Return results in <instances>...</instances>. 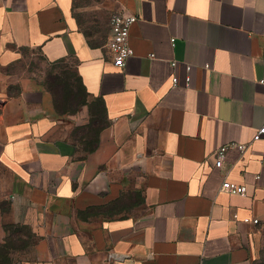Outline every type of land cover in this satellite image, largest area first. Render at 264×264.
<instances>
[{
    "label": "crops",
    "instance_id": "1",
    "mask_svg": "<svg viewBox=\"0 0 264 264\" xmlns=\"http://www.w3.org/2000/svg\"><path fill=\"white\" fill-rule=\"evenodd\" d=\"M263 48L264 0H0V201L43 262L257 264Z\"/></svg>",
    "mask_w": 264,
    "mask_h": 264
},
{
    "label": "rangeland",
    "instance_id": "2",
    "mask_svg": "<svg viewBox=\"0 0 264 264\" xmlns=\"http://www.w3.org/2000/svg\"><path fill=\"white\" fill-rule=\"evenodd\" d=\"M38 248V239L31 228L16 224L12 217L11 205L0 201V264H49L39 257ZM257 264H264V223Z\"/></svg>",
    "mask_w": 264,
    "mask_h": 264
},
{
    "label": "built area",
    "instance_id": "3",
    "mask_svg": "<svg viewBox=\"0 0 264 264\" xmlns=\"http://www.w3.org/2000/svg\"><path fill=\"white\" fill-rule=\"evenodd\" d=\"M138 18L134 14L126 12H117L114 13L111 17L112 25V34L109 41V48L113 54V65L116 68L122 69L126 66V63L130 57L133 56L134 52L130 46V35L131 28L137 22ZM174 43V40L172 41ZM262 60L264 62V48L262 53ZM172 66L175 67L176 63L173 62ZM190 69V68H188ZM189 78L187 82L189 83ZM174 84L178 83V79L173 80ZM261 83L264 86V75L261 79ZM256 140L264 139V124L259 128L256 137ZM229 147L225 146L217 150V162L216 165L218 168H223L225 163V155ZM241 151L246 150V146L240 147ZM262 174H264V155L262 158ZM221 191L231 194V195H240L244 196L246 194V188L235 183H231L228 180H225L222 184ZM246 223H252L254 225L260 224L258 219H245Z\"/></svg>",
    "mask_w": 264,
    "mask_h": 264
}]
</instances>
